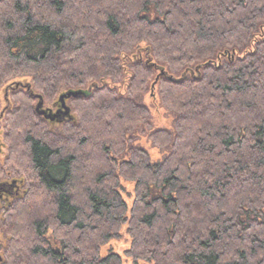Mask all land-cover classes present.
Masks as SVG:
<instances>
[{
	"label": "trees",
	"instance_id": "16d2710c",
	"mask_svg": "<svg viewBox=\"0 0 264 264\" xmlns=\"http://www.w3.org/2000/svg\"><path fill=\"white\" fill-rule=\"evenodd\" d=\"M16 79L6 264H123L102 248L124 225L136 263L264 264V0H0V90Z\"/></svg>",
	"mask_w": 264,
	"mask_h": 264
},
{
	"label": "rangeland",
	"instance_id": "374dc122",
	"mask_svg": "<svg viewBox=\"0 0 264 264\" xmlns=\"http://www.w3.org/2000/svg\"><path fill=\"white\" fill-rule=\"evenodd\" d=\"M16 82L19 83L20 86H22V85L25 86L26 83H28L24 79H16L13 82H9L7 85H5V87H3L0 90V99L2 101L1 108L5 104L4 98H3L4 91H6V89H7L8 92H10L14 87H16ZM145 102L152 109V113L154 116V125L156 127H168L171 120L168 116L167 111H165L164 109H162L159 106L160 104L158 103L157 97L151 98V96H147L145 98ZM45 107H51L52 109L56 108L54 105H48ZM54 112H56V110H54ZM0 132H3L1 126H0ZM2 139H3V141H5V139L3 137H2ZM138 143H140L143 147H145L147 149V151L149 152V154L151 156L152 162H157L163 157V153L159 149L154 148L152 146L151 142L148 139H146L145 137H140L138 139ZM3 148H4L3 153H2V155H0V160H2V162L0 164L2 166H3V159H5L4 157H6V155L8 153V146L5 145ZM125 185H126L127 192L124 193V198H125L126 202L128 203L129 207L131 208L133 205V199H134V183L133 182H131V183L127 182V183H125ZM130 244H131V238L127 233V226L124 225L121 229V237L118 239H113L108 244L103 246L102 256H106L107 254L114 252V253H117L118 255H120L122 257L123 264H147V262L143 261V260L138 261V263L134 262L133 259L126 253Z\"/></svg>",
	"mask_w": 264,
	"mask_h": 264
},
{
	"label": "flooded vegetation",
	"instance_id": "af4514ba",
	"mask_svg": "<svg viewBox=\"0 0 264 264\" xmlns=\"http://www.w3.org/2000/svg\"><path fill=\"white\" fill-rule=\"evenodd\" d=\"M10 92L6 89L4 91V105L0 110V126L3 124V116L10 106L9 98ZM55 109L51 107H42V113L50 118H57L59 120L65 119L69 116L70 112H67L66 108L62 105H55ZM56 110V112H54ZM3 130V129H2ZM3 132H0V155H2L4 146L6 145ZM5 158V157H4ZM4 160V159H3ZM2 160H0V163ZM4 166L0 164V264H6V247H7V235L4 232L3 226H1V217L4 213L5 207H7L11 201L19 196L22 192V181L11 176V173L4 171Z\"/></svg>",
	"mask_w": 264,
	"mask_h": 264
},
{
	"label": "water",
	"instance_id": "95a60500",
	"mask_svg": "<svg viewBox=\"0 0 264 264\" xmlns=\"http://www.w3.org/2000/svg\"><path fill=\"white\" fill-rule=\"evenodd\" d=\"M19 86H20V84H19V83H16V87H19ZM81 93H83L82 90H80V91H69V92L63 94V95L60 97V99L62 100V105L66 108L67 112H69V108H68V106H67L66 103H65V98H67V97H69V96H71V95H78V94H81ZM42 105H43V104H42V102H41V103H39L38 106L41 107Z\"/></svg>",
	"mask_w": 264,
	"mask_h": 264
}]
</instances>
